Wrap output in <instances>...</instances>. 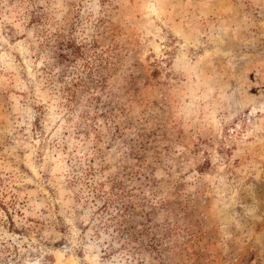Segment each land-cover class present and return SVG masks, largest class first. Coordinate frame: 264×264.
Listing matches in <instances>:
<instances>
[{
  "label": "rangeland",
  "instance_id": "1",
  "mask_svg": "<svg viewBox=\"0 0 264 264\" xmlns=\"http://www.w3.org/2000/svg\"><path fill=\"white\" fill-rule=\"evenodd\" d=\"M0 264H264V0H0Z\"/></svg>",
  "mask_w": 264,
  "mask_h": 264
}]
</instances>
